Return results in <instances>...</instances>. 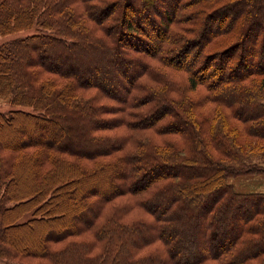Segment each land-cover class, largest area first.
Instances as JSON below:
<instances>
[{
	"label": "trees",
	"instance_id": "trees-1",
	"mask_svg": "<svg viewBox=\"0 0 264 264\" xmlns=\"http://www.w3.org/2000/svg\"><path fill=\"white\" fill-rule=\"evenodd\" d=\"M31 29L0 43V264H264V191L229 180L264 173V0H0V36ZM121 195L147 216L99 221Z\"/></svg>",
	"mask_w": 264,
	"mask_h": 264
},
{
	"label": "rangeland",
	"instance_id": "rangeland-1",
	"mask_svg": "<svg viewBox=\"0 0 264 264\" xmlns=\"http://www.w3.org/2000/svg\"><path fill=\"white\" fill-rule=\"evenodd\" d=\"M32 31H33V29L22 30V31H18V32H15L12 34L0 36V43L8 41V40L12 39L13 37L23 36L27 33L32 32ZM185 78H186V74L180 72L179 77L177 79L178 80L177 82L181 86H183V85L185 86V83H186ZM202 89H203L202 87H198L197 92L193 96L195 97L198 94H202L204 92V90H202ZM94 93H96L95 89H88V90H85L84 95L85 96H91ZM3 101H4V99H0V111H7L10 107L15 106V105L3 102ZM100 102L105 103L107 105L113 103L112 101H110L106 98H101ZM20 108L30 109L27 106H20ZM13 134L14 133L11 131L10 127H4L2 129L1 135H4V137L13 136ZM7 139H9V138H7ZM13 142H15V141H13ZM100 159L105 161V160H108L109 157L105 156V157L100 158ZM93 162H94L93 160L92 161L84 160V163H86V166H88V167L92 166L94 164ZM97 173H98L97 175L93 176L92 173H89L88 171H83V170L75 171V170H73L72 172L71 171L65 172L63 174V177L66 180H70L71 178L79 175L80 178H78L76 181L72 182V183H75L74 185L77 184V187L81 186L82 189L87 188V187H89V188H100L103 190V187L105 188L106 184L108 183L107 179L104 177V174L106 172L102 173L101 171H98ZM89 174L92 176L88 177L86 179H83L84 176L89 175ZM229 180L231 181V183L233 184V187L237 191H243V192L264 191V173L241 174V175H237L235 177H232ZM80 182H82V183L79 184ZM70 186L73 187V185H70ZM146 194L147 193H143V194L137 195L136 197L139 198L142 195H146ZM128 204H130L131 206L129 208V212L125 215L123 221H129V219L132 220L134 218L140 217L141 215L145 216V217L147 216V213L142 211V209L140 207H138L137 205H134V206L132 205V199L129 195H121V196H118V197L108 201V203L104 204L103 208L101 209L102 214L98 218V220L101 221L103 219L102 216L104 214H106L107 211L112 210V208H115L118 206H123V205H128ZM92 205L93 204H91V208H93ZM61 211H62L61 212V215H62L64 213V209L62 210V208H61ZM59 213H60V211H59ZM182 213H181V216H182ZM179 214L177 215L178 217L180 216ZM191 215L192 214H190L189 212H186L182 216L183 218L184 217L188 218V220H186L187 221L186 225L184 226V229H186V230L183 229L182 236L184 237L185 240H187L188 238L190 239L193 235L192 233L195 231V235H197V236H195V238L197 237L196 240L198 243V242H200V236H199L200 230L198 228L194 230V229H192L191 226H188L189 224L191 225V223L193 222ZM195 215L197 217V213ZM201 216L202 215H199L200 220L198 223H200L202 221ZM57 227H58L57 223H55V222H52V223L46 222L45 224H40L38 226L34 225L32 227H29L28 230H26L25 228L24 229H17L14 231V237L17 240L16 243L24 245L25 242H27V240L29 241L30 237H32V239L34 241H38L39 238L41 237V234H43V233L46 234L48 229L57 228ZM45 230H46V232H44ZM185 240H184V242H185ZM184 242H183V244H184ZM60 244L61 243H59L58 246ZM148 248H151V250L155 249L154 251L163 250V252H164V245H162L159 241H156L155 243L151 244L150 247H148ZM147 252H148L147 248H145L144 250L142 249L140 251V253H142L144 255L147 254ZM144 255H141L140 257H142ZM16 258L20 259L19 256ZM23 261H27L29 264H35L39 261V259L38 258H28V259H25ZM19 262H21V261L19 260ZM21 263H23V262H21ZM155 263H157V262H155ZM205 264H221V259L208 261Z\"/></svg>",
	"mask_w": 264,
	"mask_h": 264
}]
</instances>
